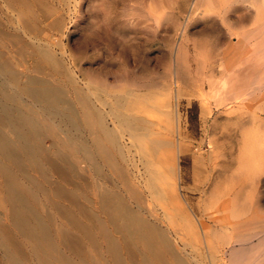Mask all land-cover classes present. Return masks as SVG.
Returning a JSON list of instances; mask_svg holds the SVG:
<instances>
[{
  "label": "bare ground",
  "instance_id": "1",
  "mask_svg": "<svg viewBox=\"0 0 264 264\" xmlns=\"http://www.w3.org/2000/svg\"><path fill=\"white\" fill-rule=\"evenodd\" d=\"M15 1L25 32L35 41L16 34L7 40L8 24L0 17V264H197L199 258L184 251L191 245L185 225L212 250V262L227 257L228 264H264L263 229L251 235L238 231L232 240L225 235L217 247L204 240L206 223L192 220L178 193L180 126L162 103H147L150 92L137 91L146 84L134 70L96 71L91 81L97 86L83 81L38 27L35 0ZM208 3L219 8L223 2ZM231 10L235 15L227 9L221 16L235 41L224 42L217 54L206 45L194 49L205 112H213L210 95L216 115L225 113L231 121L227 161L232 170L226 178L228 194L238 201L231 207L235 216L250 206L239 204L238 188L256 183L264 169V22L261 39L250 44V32L236 30L248 14ZM183 46H177V54ZM257 67L262 70L250 76Z\"/></svg>",
  "mask_w": 264,
  "mask_h": 264
},
{
  "label": "rangeland",
  "instance_id": "2",
  "mask_svg": "<svg viewBox=\"0 0 264 264\" xmlns=\"http://www.w3.org/2000/svg\"><path fill=\"white\" fill-rule=\"evenodd\" d=\"M206 1L209 2V0ZM206 1L197 3V0H35L34 7L39 16L38 27L44 28L43 30L54 40L53 46L57 53L63 54L68 65L73 70L75 69L83 81H90L95 85L96 83L91 81L94 73L101 72L103 74L110 68L122 71L124 67H130L129 69L134 70L138 80L147 85H145L146 87L143 85L136 87L140 93L150 92L151 98L147 103H152L155 106L162 103L161 109L169 112L170 119L180 126L181 135L177 137L178 139L176 138V150L178 148L181 150L180 153H176L178 193L186 213L192 220L196 224H199L200 221L206 223L208 233L204 237L202 235L204 240L207 238L217 247L223 242L225 235L232 240L235 239L238 231L248 232L251 235L253 232L264 230V169L256 183L246 184V187L245 185L240 188L236 187L242 192L239 204L247 202L250 206L246 209L241 208L235 213V217L231 207H235L238 201L234 200L233 192H230V195L227 192L231 185L227 178L230 177L232 170L231 160L227 161L229 158L227 155L230 156L228 129L231 128V121L228 120L225 113L216 115L217 109L210 95L208 96L213 112L204 110L207 104L204 103L200 95V83L197 84L198 73L201 72V69L195 61L197 50L194 49V44L209 46L217 54L220 51L219 47L226 42L233 43L236 34L229 33V22L224 21L221 16L227 9L229 13L233 11L232 13L235 15V10H231L233 7H237L236 16L248 14L238 21L236 30L242 28L243 30H239L240 32L249 31L250 44L256 43L261 39L264 3H262L263 0H222L223 6L217 8L212 3L206 5ZM19 10L21 11V5L17 1L0 0V17H3V21L8 24L6 27L8 32L5 33L8 38H5L14 41V34H16L21 38L23 35L29 41H35L32 34H26L22 20L19 18ZM250 12H253L251 13L253 17L258 16L253 18ZM216 14L219 18L215 19ZM218 19L225 27L221 26ZM221 29L224 31L223 33L220 32ZM233 30L235 29L233 28ZM9 34L13 39L9 37ZM227 37L228 39L230 37V40ZM180 43L181 46L184 45L183 50L181 49V53L179 51L177 54V46ZM201 49L203 52L205 47ZM261 53L263 50L259 51L257 55ZM229 54L231 53L227 52V56ZM177 57L178 63L176 62ZM201 57L205 61L207 55L202 53ZM186 62L190 64L188 67L185 66ZM259 70H262L261 67L254 68L250 76H256ZM176 71H178L177 76ZM99 86L102 87L100 84ZM208 90L209 86H206L205 92L209 93ZM157 113L161 114L156 111L155 114L158 115ZM212 140L216 141L215 144ZM220 140L224 142L221 141V143ZM221 153L224 155L225 161H221L224 160ZM168 173V181L173 182L174 175L171 172ZM255 221H261V224L258 226ZM183 230L191 242V245H188L189 247L187 246L184 251L191 252L189 255H193L196 260L199 258L201 262L198 260L197 264L229 263L228 260H225L228 259L227 257L222 261L212 262L210 259L212 250L206 242L195 239L189 225H185Z\"/></svg>",
  "mask_w": 264,
  "mask_h": 264
}]
</instances>
